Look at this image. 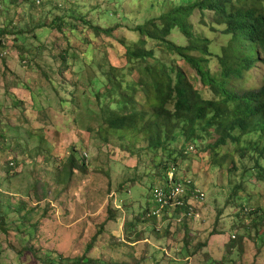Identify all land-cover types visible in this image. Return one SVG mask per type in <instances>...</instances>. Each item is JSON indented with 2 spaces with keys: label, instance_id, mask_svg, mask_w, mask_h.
Instances as JSON below:
<instances>
[{
  "label": "rangeland",
  "instance_id": "1",
  "mask_svg": "<svg viewBox=\"0 0 264 264\" xmlns=\"http://www.w3.org/2000/svg\"><path fill=\"white\" fill-rule=\"evenodd\" d=\"M34 3L16 6L0 0V26L12 22L23 31L19 36L6 34L0 45V133L5 134L0 139V264H50L48 255L74 260L84 254L97 264H264V156L257 167V156L252 159L240 150L252 137L241 145L228 141L217 148V133L199 134L203 140L189 145L180 135L168 149L177 159L180 177L193 180L205 195L202 203L193 204L199 219L187 220L186 229L172 212L163 219L135 222L149 205L151 187L165 186L161 164L174 162L162 149H151L144 134L107 127L108 112L126 113L132 104L113 109L108 105V90L117 95L114 102L121 98L102 71L121 76L120 91L146 104L143 90L132 83L141 79L140 68L155 61L128 62L126 46L138 39L136 25L179 1ZM59 17L64 21L60 29L47 32ZM218 18L211 10L195 9L188 20L196 37L210 41L213 73L220 69L214 55L223 53L229 41L224 24H216ZM41 22L46 26L36 25ZM98 26L105 31L94 28ZM169 38L189 44L179 31ZM153 44L147 41L144 48H153L159 60L176 57ZM178 65L195 77L184 61ZM263 80L264 64L258 62L233 84L242 91L259 88ZM192 82L202 88L200 81ZM61 98L77 103L65 104ZM77 138V149L82 146L86 153L87 171L64 181L63 174H57L59 164L71 153L69 142ZM190 145L194 151L186 154ZM49 147L55 153L49 154ZM47 159L54 166L46 164ZM256 168L263 173L259 179ZM42 179L44 193L35 184ZM244 208L251 213H237ZM98 231L96 248L86 252ZM203 232H221L222 241L208 244Z\"/></svg>",
  "mask_w": 264,
  "mask_h": 264
},
{
  "label": "trees",
  "instance_id": "2",
  "mask_svg": "<svg viewBox=\"0 0 264 264\" xmlns=\"http://www.w3.org/2000/svg\"><path fill=\"white\" fill-rule=\"evenodd\" d=\"M34 1L40 4L45 2V0ZM173 1L175 0H168V2ZM178 1L177 6L173 5L165 11H161L157 16L152 17V19L136 25L134 30L137 32L138 39L133 44L126 46L125 55L128 62L139 60L146 63L147 59L151 58L155 61L154 64H145L140 68L141 79L132 83L137 84L143 90L146 104L133 102L126 92L120 91L123 85L121 76L116 75L111 70L102 71L109 81H114L112 88L117 89V94L121 98V101L114 102L117 95L108 90L105 94L109 100L108 105H112L111 108L113 109L119 104L123 108L125 104H132L126 113L108 112L105 115L107 127L120 133H126L127 131L142 133L149 142L151 149L155 151L162 149L171 158L174 163L167 164L166 161H163L161 164L163 170L161 175L165 186L170 173H173V181L176 183L188 180L180 177L178 164L175 163L177 159L173 157V152L168 149L170 143L176 141L180 135L184 137L186 145H189L190 142L196 143L198 140H203L202 137H200L201 139L198 138L199 134L217 133L218 136L213 145L217 148L228 141L241 145L244 143L243 139L252 137L245 145L240 146V150L245 154H249L252 159L257 156L255 159L257 167L260 164V159L264 156V80L259 88L242 91H238L233 84L236 80L243 79L244 75L248 74L258 62L264 64V0ZM4 2L16 6L21 3H34L31 0H4ZM195 9H199L201 12L206 9L214 12L219 17L216 24H224L223 34L229 37L228 44L222 49L223 53L214 55L220 65V69L216 73L211 71L213 52L209 48L210 41L207 38L196 37L192 32V26L188 22ZM61 21L63 19L60 17L54 19L52 25L47 27V32L51 33L54 29H60ZM10 24L13 27H10ZM36 25L38 27L46 26L42 22ZM100 28L105 31L102 27ZM177 31L182 32L188 38L189 44L187 46L179 45L177 42L170 40L169 37ZM22 32L12 22L7 26H0V45H3V37L6 34L12 33L19 36ZM17 40L16 37L14 41ZM147 41L154 42V46L176 57L168 62L159 60L154 56L155 51L153 48H144ZM22 51L24 52V49ZM195 52L201 56H195ZM59 56L64 58L65 55L59 53ZM178 60L188 64L195 71V77L189 76L178 65ZM192 79L200 81L202 88H196ZM97 129L100 131V125ZM3 138H5V134L1 132L0 139ZM78 141H81V138ZM70 152L66 158L67 160L61 162L58 168V174H63L64 181H69L76 170L82 174L87 171L84 148L80 146L77 149V144H75ZM181 154L184 155V153ZM257 171V178L259 179L263 173L258 169ZM36 180L40 181L41 179L37 178ZM37 181L35 182L36 187L42 191L46 185L43 179L41 183ZM60 181L61 178H59ZM121 187L123 188V186ZM190 187L191 190H189L187 196L183 197L186 203L190 200L195 202L194 190L197 189L195 183L190 184ZM66 188L67 182L64 183V189ZM154 188L151 187V194ZM154 206L155 203L153 197H151V204L142 210V215H138L135 222L156 219L158 216H149ZM182 210L181 207H178L176 210L170 211V208L167 207L166 212H172L177 218ZM240 212L251 213L246 208L237 213ZM162 216L165 217L163 214L160 217ZM187 220L185 218L181 222V224L184 222V229L188 227ZM133 225L132 222L130 226ZM130 226H126V228ZM135 233L137 235L139 231H135ZM217 233L223 234L221 232ZM217 233L214 232L211 235ZM99 234L98 231L93 236L92 241L87 244L86 252L96 248L94 243L99 238ZM47 258L50 264H97L98 262L86 254L74 260L63 256H59L57 260V257L52 255H48Z\"/></svg>",
  "mask_w": 264,
  "mask_h": 264
},
{
  "label": "built area",
  "instance_id": "3",
  "mask_svg": "<svg viewBox=\"0 0 264 264\" xmlns=\"http://www.w3.org/2000/svg\"><path fill=\"white\" fill-rule=\"evenodd\" d=\"M193 147L189 148V151H192ZM173 173L168 175V182L166 186H155L152 197L155 203V206L152 208L151 214L153 216H161L166 212L167 207L170 208V211L176 210V208L181 207L182 213L177 217V222H182L185 218L189 221L191 219L199 218L197 216L198 211L193 206L194 202L190 200L188 203L183 199L184 196H187L189 190H191L190 184L191 180L186 182L176 183L173 181ZM195 202H202L204 200V194L198 190H194ZM169 211V212H170Z\"/></svg>",
  "mask_w": 264,
  "mask_h": 264
},
{
  "label": "crops",
  "instance_id": "4",
  "mask_svg": "<svg viewBox=\"0 0 264 264\" xmlns=\"http://www.w3.org/2000/svg\"><path fill=\"white\" fill-rule=\"evenodd\" d=\"M17 101V100H16ZM60 102H62V103H73V104H76V103H74V101L72 100V98H70L69 100L68 99H64V98H61L60 99ZM0 118H4V116H0ZM76 117H74V119H75ZM3 124H6L5 123V121L3 120ZM11 126V125H10ZM71 131L72 132H74L75 130L73 129V128H71ZM73 136H75V134L73 135ZM77 136H78V134H77ZM77 141H78V138L76 139V140H71L70 142H69V145H71V146H74L75 147V144L77 143ZM72 148V147H71ZM70 148V149H71ZM49 149H50V147H49ZM48 151V150H47ZM55 150L52 148V149H50V151H48L49 152V154H51V152H53V153H55L54 152ZM63 161H64V159H63ZM46 164H49V166H54V164H55V162L52 160V162H50V159H47V161H46ZM58 170V169H57ZM57 174H58V172H57ZM77 175V170L76 171H74V174H73V178L75 177ZM61 182V181H60ZM67 189V188H66ZM66 189H64V190H66ZM149 204H151V197H150V202H149ZM194 229H200L198 226H197V228H196V226L195 225H193V223L192 224H190ZM192 228V229H193ZM191 229V228H190ZM191 229V230H192ZM203 229V228H202ZM193 234V233H192ZM202 236L201 237H205V239H207L208 241H207V243L209 244L210 242H212V241H215V240H217L218 242L220 241H222V240H219L220 239V237H223V235H210L209 236V234H208V232H203V234H201ZM204 247V246H203ZM206 247V246H205ZM204 247V248H205ZM215 247V246H214ZM214 247H212V248H214ZM217 247V246H216ZM208 249L209 250H212L211 248H209V246H208ZM219 249L220 248H218L217 247V250L219 251Z\"/></svg>",
  "mask_w": 264,
  "mask_h": 264
},
{
  "label": "clouds",
  "instance_id": "5",
  "mask_svg": "<svg viewBox=\"0 0 264 264\" xmlns=\"http://www.w3.org/2000/svg\"><path fill=\"white\" fill-rule=\"evenodd\" d=\"M190 147H193V150H192V151H189V148H190ZM193 151H194V145H190L189 147H187L185 153H186V154H187V153H192ZM188 180H191V179H188ZM191 181H192V183H193V180H191ZM195 186H196V184H195ZM196 188H197L198 190H200L197 186H196ZM200 191H201V190H200ZM201 192H202V191H201ZM202 193H203V192H202ZM203 194H204V193H203ZM204 200H205V195H204ZM204 200H203V201H204ZM203 201H202V202H203ZM202 202H199L198 204H200V203H202ZM198 219H199V218H198Z\"/></svg>",
  "mask_w": 264,
  "mask_h": 264
}]
</instances>
